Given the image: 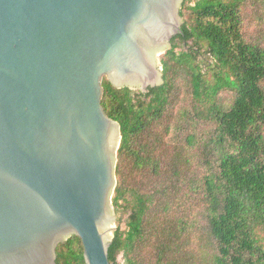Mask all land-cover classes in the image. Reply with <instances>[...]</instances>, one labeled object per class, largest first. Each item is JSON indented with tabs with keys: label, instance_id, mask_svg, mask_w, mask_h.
<instances>
[{
	"label": "water",
	"instance_id": "water-1",
	"mask_svg": "<svg viewBox=\"0 0 264 264\" xmlns=\"http://www.w3.org/2000/svg\"><path fill=\"white\" fill-rule=\"evenodd\" d=\"M183 0H0V264H110L121 135L105 78L146 92Z\"/></svg>",
	"mask_w": 264,
	"mask_h": 264
},
{
	"label": "trees",
	"instance_id": "trees-1",
	"mask_svg": "<svg viewBox=\"0 0 264 264\" xmlns=\"http://www.w3.org/2000/svg\"><path fill=\"white\" fill-rule=\"evenodd\" d=\"M248 2L183 0L181 33L159 56L161 85L142 92L103 79L102 107L121 135L110 264L119 257L123 264H264V38H246ZM180 80L188 87L187 122L209 127L198 173L180 152L168 165L160 152L158 132ZM190 205L202 209L201 226ZM56 264H85L78 237L57 246Z\"/></svg>",
	"mask_w": 264,
	"mask_h": 264
},
{
	"label": "rangeland",
	"instance_id": "rangeland-1",
	"mask_svg": "<svg viewBox=\"0 0 264 264\" xmlns=\"http://www.w3.org/2000/svg\"><path fill=\"white\" fill-rule=\"evenodd\" d=\"M244 16V32L247 39L255 40L260 37L264 38V2L259 3V0H249L243 12ZM163 53H161L162 55ZM139 90V89H134ZM178 98L175 102V106L169 111L167 117L163 121V126L160 127L158 134L163 139L162 152L165 160L164 162L168 165L169 162L173 163L177 157V154L180 152L182 158H185L189 170L192 172L200 171V162L198 157V145L202 137L205 136L208 126L199 125L195 122L188 121L186 115L190 113L189 106V94L188 87L184 80L178 82ZM221 101L226 106L231 102V95L228 93L221 94ZM164 126L167 127L164 129ZM190 138L193 140L192 145L187 144V139ZM147 139V138H145ZM144 139V140H145ZM166 167V171L168 170ZM183 170V169H182ZM139 176V175H138ZM139 178V177H138ZM146 185L152 186L154 184V178L151 176L145 177ZM191 211L196 212L195 216L197 218L198 225H202V218L200 217V212L202 209L198 205H190ZM114 212V211H113ZM115 216V226L117 223V215L114 212ZM121 227L124 228V224H121ZM118 264H123L121 257L118 259Z\"/></svg>",
	"mask_w": 264,
	"mask_h": 264
}]
</instances>
